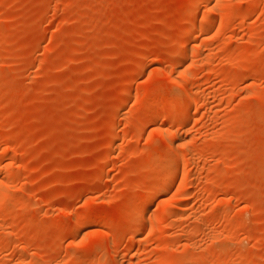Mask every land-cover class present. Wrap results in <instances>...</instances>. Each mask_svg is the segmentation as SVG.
I'll return each mask as SVG.
<instances>
[{
  "label": "rangeland",
  "instance_id": "rangeland-1",
  "mask_svg": "<svg viewBox=\"0 0 264 264\" xmlns=\"http://www.w3.org/2000/svg\"><path fill=\"white\" fill-rule=\"evenodd\" d=\"M0 187V264H264V0H0Z\"/></svg>",
  "mask_w": 264,
  "mask_h": 264
},
{
  "label": "bare ground",
  "instance_id": "bare-ground-1",
  "mask_svg": "<svg viewBox=\"0 0 264 264\" xmlns=\"http://www.w3.org/2000/svg\"><path fill=\"white\" fill-rule=\"evenodd\" d=\"M195 11H192V13H194V14H196V12L198 13V10L197 9H194ZM200 12V11H199ZM193 15V14H192ZM197 15V14H196ZM194 17V16H193ZM201 31V30H200ZM202 33V32H201ZM193 37V36H192ZM194 38V37H193ZM181 56H182V52H181ZM179 57H180V55H179ZM178 61H179V59H178ZM184 85V84H183ZM185 89L187 90V88L185 87ZM182 91H184V86H180L178 89H177V94L179 95ZM176 94V93H175ZM171 97V96H170ZM176 97V96H175ZM174 105V104H173ZM174 108V107H173ZM173 112V111H172ZM166 134V133H165ZM168 136V135H167ZM170 137V136H169ZM168 137V138H169ZM154 155V154H153ZM171 164H170V168H171ZM169 167V166H168ZM173 167V166H172ZM168 169V168H167ZM169 172V171H168ZM186 172V171H185ZM170 173V172H169ZM186 177V176H185ZM184 177V178H185ZM161 180H162V178H161ZM160 180V181H161ZM163 181V180H162ZM161 181V182H162ZM164 181H166V180H164ZM3 182V181H2ZM165 183V182H164ZM183 184V183H182ZM2 185V184H1ZM149 185V184H148ZM4 187V186H3ZM160 187V186H159ZM158 188V187H157ZM161 188H162V184H161ZM0 189H3V188H1L0 187ZM5 189H6V187H5ZM2 191V190H1ZM151 193V192H150ZM6 194V193H5ZM151 195V194H150ZM152 197L148 200L147 198H146V200L140 205V207H139V211H142V210H145L146 208H149L148 206H150L151 205V203L154 201V200H156L157 199V197L159 196V192H158V190L157 189H154V191L152 192V195H151ZM150 197V196H149ZM2 199V198H1ZM153 205V204H152ZM135 208V207H134ZM137 208V207H136ZM133 209V208H132ZM138 210H137V212H138ZM147 210V209H146ZM84 220H82L79 224H78V226H77V229L79 230V228L78 227H80L79 225H82V224H84ZM77 225V224H76ZM84 226V225H83ZM75 230H76V228H75ZM77 231V230H76ZM116 258V257H115Z\"/></svg>",
  "mask_w": 264,
  "mask_h": 264
}]
</instances>
